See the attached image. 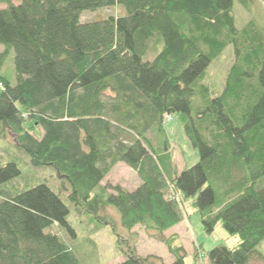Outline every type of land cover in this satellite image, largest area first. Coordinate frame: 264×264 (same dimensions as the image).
<instances>
[{
    "label": "trees",
    "instance_id": "trees-1",
    "mask_svg": "<svg viewBox=\"0 0 264 264\" xmlns=\"http://www.w3.org/2000/svg\"><path fill=\"white\" fill-rule=\"evenodd\" d=\"M0 3V138L13 140L0 156V264H82L48 230L75 236L72 208L91 232L111 228L117 264H156L138 254L137 229L167 248V264H185L166 231L188 198L206 233L221 223L239 238L208 251L210 264H264V31L253 20L235 26L234 0ZM115 5L123 16L81 22ZM228 45L232 63L213 95L206 70ZM11 49L14 84L1 74ZM173 114L199 153L189 168H178L166 136ZM119 163L138 175L134 190L103 184ZM45 168L62 186L36 173Z\"/></svg>",
    "mask_w": 264,
    "mask_h": 264
},
{
    "label": "rangeland",
    "instance_id": "rangeland-1",
    "mask_svg": "<svg viewBox=\"0 0 264 264\" xmlns=\"http://www.w3.org/2000/svg\"><path fill=\"white\" fill-rule=\"evenodd\" d=\"M247 2V3H246ZM5 4L0 3V9H4ZM125 10L120 5H115L107 8H101L96 11H86L81 16V22H91L99 20L106 16H123ZM233 17L235 26L238 28L243 27L249 21H255L257 26L264 31V0H234L233 3ZM4 47L0 45V53ZM15 52L11 49L7 56L1 74L12 84L16 82L15 66H14ZM151 57V54H148ZM233 51L232 46L228 45L223 52L215 58L208 66L204 83H206L212 90L213 95H218L222 92L225 76L232 63ZM164 129L167 139L169 140L172 152L174 154L177 166L179 169L189 168L199 160V153L194 149L187 140L182 123L177 115H171L170 119H165ZM13 141L12 138H0V156L6 157V151L2 150L3 146ZM11 154L17 155L22 161L25 160L24 155L13 148L9 149ZM26 161L28 158L26 157ZM27 165L25 163L20 165L21 171L25 170ZM36 173L43 177L44 181L49 184L58 185L62 184L60 180L54 176V170L50 168L36 169ZM136 172L130 170L124 163H119L108 176H106L103 184L114 185L122 184L126 188H132L139 182ZM119 184V185H120ZM65 187L68 188L67 185ZM69 189V188H68ZM193 198H188L184 203L185 214L182 222L185 228L180 223L174 229L167 231V234L175 233L176 246H183L186 252L185 264H195L194 252L198 249L201 254V261L203 264H210L207 258V252L212 250L219 244H225L227 247H234L238 244L239 238L234 235L228 234L223 228L221 223H218L211 233H206L202 227L200 216L193 206ZM113 209L109 211L114 215L115 219L119 221V216ZM79 214L72 208L67 216V220L75 233V236H69V232L65 228H58L52 226V233L57 234L69 244H73L78 251V256L82 264H117L122 261V257L117 256L115 249L116 237L110 227H106L97 233H93L86 229L85 224ZM189 220V223H188ZM80 221L83 223H80ZM120 232L124 230L120 227ZM138 240L136 241V250L139 255L153 256L156 264H167L171 259L167 248L159 241L150 237L146 232L138 230ZM93 241V247L90 245ZM259 250L264 256V241L261 242ZM198 264V260H197ZM252 264H263L260 260H254Z\"/></svg>",
    "mask_w": 264,
    "mask_h": 264
},
{
    "label": "crops",
    "instance_id": "crops-1",
    "mask_svg": "<svg viewBox=\"0 0 264 264\" xmlns=\"http://www.w3.org/2000/svg\"><path fill=\"white\" fill-rule=\"evenodd\" d=\"M117 165H118V164H117ZM117 165H115L114 168H115ZM114 168H113V169H114ZM128 168H129V167H128ZM113 169H112V170H113ZM129 169H130V168H129ZM130 170H131V169H130ZM111 172H112V171H111ZM109 174H110V173H109ZM109 174H108V175H109ZM108 175H107V176H108ZM119 184H120V183H119ZM139 184H140V181L138 182V184H137L136 186H134V187H132V188H126V187L123 186L122 184H120V185H121L122 187L126 188L127 190L132 191V190H134ZM112 185H113V184H112ZM114 185H115V184H114ZM180 223H183V224H184V222H182V221H181ZM180 223H179V224H180ZM188 223H189V220H188ZM179 224H177V225L174 226V227H177ZM189 224H190V223H189ZM182 226H183L184 228L186 227L185 224L182 225ZM174 227H173V229H174ZM171 229H172V228H171ZM169 230H170V229H169ZM171 234L176 235L175 233H171ZM171 234H170V235H171ZM166 235H169V234H167V231H166ZM170 261H172V257H171ZM169 263H170V262H169Z\"/></svg>",
    "mask_w": 264,
    "mask_h": 264
},
{
    "label": "built area",
    "instance_id": "built-area-1",
    "mask_svg": "<svg viewBox=\"0 0 264 264\" xmlns=\"http://www.w3.org/2000/svg\"><path fill=\"white\" fill-rule=\"evenodd\" d=\"M201 257H202V254H201V253H199V254H198L199 264H203V262L200 260V259H201Z\"/></svg>",
    "mask_w": 264,
    "mask_h": 264
}]
</instances>
